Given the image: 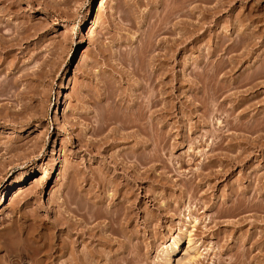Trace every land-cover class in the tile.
<instances>
[{
	"label": "rangeland",
	"instance_id": "1",
	"mask_svg": "<svg viewBox=\"0 0 264 264\" xmlns=\"http://www.w3.org/2000/svg\"><path fill=\"white\" fill-rule=\"evenodd\" d=\"M231 3L0 0V12H20L14 23L41 25L37 32L31 29V37L22 30L15 52L0 55L5 61L0 59V78L10 75L8 80L14 81L23 71H39L38 81L37 76L36 81L27 78L0 94V264H69V255L57 251L63 239L70 240L66 226L72 214L66 207L76 205V179L86 175L87 164L99 166V159L90 161L84 145L73 144L76 138H89L84 136L86 121L77 117L97 112V96L114 92L131 99V93L140 94L134 86L136 81L146 84L147 73L164 81L145 90L156 93L157 118L164 99L171 110L165 126L157 129L166 136L157 181L144 180L135 187L134 198L140 197L142 204L132 226L138 237L131 241L141 249L132 264L176 263L183 244L175 252L168 245L179 235V221L189 216L187 207L200 220L192 236L203 253L196 264H234L237 258L248 264L257 250L242 257L251 246L243 239L264 235V176L258 179L264 174V130L245 134L235 127L241 121L236 116L246 111L244 106L233 108L238 96L233 81L246 69L261 70L257 75L254 71L252 81L259 85L253 90L262 93L253 101H261L247 118L264 115V12H239V4L231 12ZM238 29L246 37L253 30L256 35L248 39L249 46L244 42L236 50ZM247 49L252 55L242 59ZM236 51L242 59L237 67ZM161 68L167 75H160ZM164 85L165 95L159 92ZM26 93L30 99L23 97ZM235 133L245 137L233 138ZM247 138L251 148L245 149ZM234 142H239L235 150ZM235 154L240 156L236 164L231 161ZM88 185L81 180V186ZM116 241L114 249H120L122 243Z\"/></svg>",
	"mask_w": 264,
	"mask_h": 264
},
{
	"label": "bare ground",
	"instance_id": "2",
	"mask_svg": "<svg viewBox=\"0 0 264 264\" xmlns=\"http://www.w3.org/2000/svg\"><path fill=\"white\" fill-rule=\"evenodd\" d=\"M263 1L264 0H228L229 3L233 2L231 3V7L229 10L231 12H234L239 4L242 7L239 12H241L242 10L243 12H261V10L264 12V7H261V2ZM0 10L2 11V8H0ZM19 13L20 12L13 11L0 12V31L2 30V28H6L8 26H10L11 28H7L5 32H0L1 57L2 55L5 56L8 53L9 55L12 54L11 51L14 50L17 39L21 38L20 34L22 30L27 32V36L24 33L25 37H31L32 28L34 29V32H37L39 29L41 30L40 24V27L38 25L37 27H35V24L32 25L33 23H30V21L33 22V17H29L28 21L30 25L28 24V26H25L24 24L19 25V21V23L16 21L14 23V19L18 18ZM237 31H239V34L237 37L238 39L235 41L234 47L236 50H239V48L244 42H246V45H248L249 40H251L252 37L256 35V32L254 30L251 34H249L248 37H246V33H244V31H242L243 33L239 29ZM244 38L247 41L243 40ZM18 44L21 43L18 42ZM247 50H245L244 55H242V53L240 52L241 56H243L241 57L242 59L248 57L249 54L252 55L251 50H249L250 52H248ZM23 51L25 52V50ZM237 53V57L235 56L236 59L235 57V60L233 59L235 61L234 66L236 67L241 63L242 60L240 58V53ZM20 55H23V53H21ZM1 57L0 59L2 63L5 62L3 61L4 59ZM4 58L7 57L5 56ZM17 58L19 59L20 57ZM261 65L264 64L261 63ZM5 68H7V66ZM16 68L18 69L20 67L18 66ZM262 68L264 67L262 66ZM255 69L251 71L248 69L244 70L243 73H240V76L238 74L239 77H236V81H233V86L237 90L234 94L238 95L233 102V108L237 109L240 106H244L243 111H246L244 112V114L246 113V116L240 114L236 116V118L238 117L241 121H237V123H235V127L237 129H241L243 133L244 131L247 132L245 134H250L253 131L257 132V127H259L258 129L260 130H264L263 114L260 115V112H258L256 113V115H253L250 119L247 118V116L249 115L248 111L256 109V102L258 103L261 101L257 99V101H253L257 97L260 98L258 95L261 93L256 90H253V88L257 87L258 85V83H253L255 79L254 77H257L255 75L253 76V73L254 71V74L261 71L257 68ZM1 71L2 69H0V72ZM21 71H23V69ZM38 72L39 71L37 70H33L32 72L23 71L21 75L19 74V76H17L18 78L14 79V81L8 80V77L10 75H8V77L6 78L3 76V78H0V94H4L5 92H7V90L9 89L8 87H10V85L13 86V84H21V82L23 80H26L27 78H32L33 80H35L34 76H37L36 78L38 81ZM159 72L160 75H162L165 70H162L161 68ZM145 77H147V79L144 78L145 82L147 81L146 84L136 81L137 86H134L138 88V90H142L140 94L131 93V99H125V97L115 94L114 92L112 95L109 96H106L107 94H105L104 96H97L95 100H98L99 98L98 103L100 104V107L98 106L97 112H86V114H79V116L77 117L78 121H80V119L86 121L87 127L84 136L86 137L89 134V138L85 140H83L82 138H76L73 144H75L76 146L84 145L86 150L91 155L90 161H94L93 163H95V160L98 161L99 159V166L98 168H95L93 167V164H87V172L85 171L86 175L84 177H79L78 179H76L78 181L77 188L74 193L76 200V202H74L76 205L73 208L66 207V210H70L72 214V220L70 221V223H67L66 226L68 235L70 236V240L67 241L63 239L57 251H59L60 249L63 255H69V264H101L103 262V264H132V262L135 261V259H138L137 257L140 255V244L133 243L131 241L137 239L138 237V233L133 230L134 227L132 226H135L134 223L138 220V210L142 204L140 197L134 198L136 191L135 187L142 183L141 181L144 180V183L146 181H150L152 183L154 181H157L155 180L157 163L163 162L160 150L162 146L164 147L163 144L166 140V136H164L165 133H158L159 130L157 129L161 125V127L165 126L166 118L170 114L171 110L167 99H164V101L162 102L160 101L162 105V114L160 118H157L155 114V108L157 107L159 101L157 100L156 93L154 91V93L151 91V93L149 94L148 91L145 92V90L149 87L155 89V87H157L159 83L160 85H163L164 81L158 82L156 78L157 75L154 74L148 75L147 73V76ZM32 85L33 84H31V86ZM242 86H245V88L241 89ZM32 87L35 88V85ZM32 87H30L29 85V88H31V90ZM23 88H21V91L23 90ZM28 91H30V89ZM18 92L19 91H17L16 93L19 94ZM24 92L25 91L23 90V93L21 94H24ZM159 92H161V94L164 93V95L165 93H168L167 86L164 85L160 87ZM146 93H148L149 95ZM29 94L30 93H26V95H23V97H28ZM11 96L14 97L13 95ZM241 96H243L244 98L240 99ZM9 97L10 96H8V98ZM28 98L30 99V97ZM10 100L12 99L10 98ZM242 116L245 117V120H243ZM73 125L71 124L72 128ZM258 132L260 131L258 130ZM260 134L261 132L258 135ZM241 135L243 134L235 133V135H233V138H236L238 136L240 137ZM243 136L245 137V135ZM247 139V145L245 144V149H247L248 147L251 148L250 138ZM238 144L239 142H234L231 148L233 147L235 150ZM9 150H11L10 146L6 147V151ZM233 157V160H231L233 163L236 164L240 161L239 154H235L233 155ZM263 176L264 174L258 177V179L260 180ZM81 180L86 181V183L89 184V187L86 186L88 188H85L81 186ZM261 188H264V184H261ZM191 210V207H187V211H189V216L187 217L184 215L186 217L185 222L183 220L179 221V223L177 224L178 228H176V230H179V235L173 237V240L168 245L171 250L170 252H175L180 249V246L183 244V247L181 246L182 249L180 256L178 257V259L175 260V264H196L195 260L197 259V257H200L203 254L202 252H200L198 242L194 241V239L192 238L197 225L200 224V220L196 216L191 215ZM62 223L63 222H61V224ZM177 225H175L174 227H176ZM172 226L173 225H171V228ZM168 228L172 231L170 227ZM180 232H182V235H180ZM247 237L248 238H245V240L243 239V241H245V243H250L251 246L249 247L250 249L245 248L246 251L242 252V257H244L249 250L251 251V249L257 250L256 254L251 256V259L249 260L248 264L250 262L252 264H264V235L260 234L258 235V237H255L254 234H251ZM115 239L122 243L120 249H114V242L116 241ZM129 242L133 245H130ZM242 248H244V246ZM164 255H168V253L166 252ZM164 257L166 258V256ZM237 259L236 261H233L234 264H243V262L246 260L244 259V261H237ZM170 261L171 260H169V262Z\"/></svg>",
	"mask_w": 264,
	"mask_h": 264
}]
</instances>
